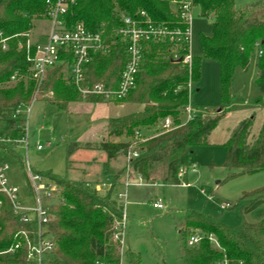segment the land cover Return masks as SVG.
Wrapping results in <instances>:
<instances>
[{
    "label": "trees",
    "instance_id": "trees-1",
    "mask_svg": "<svg viewBox=\"0 0 264 264\" xmlns=\"http://www.w3.org/2000/svg\"><path fill=\"white\" fill-rule=\"evenodd\" d=\"M47 1L0 0V155L3 160H7L4 155L18 159L25 175L27 165L18 140L25 133L26 119L15 117V112L29 107L35 100H42L59 110H66L70 104L79 102L143 106L139 112L109 118L106 125L108 137L128 138L134 133L158 127L161 121L170 117L174 123L171 131L162 133L160 130L158 135L136 144L138 157L132 161V166L136 173L149 181L155 166L165 165V181L172 185H181L179 174L189 169L192 148L207 145L214 129L230 112V91L236 68L248 71L254 55L258 57L255 85L264 103V0L243 6H238L236 0H192L193 9L198 8L201 16L213 18V34L203 40V51L207 57L220 63L223 105L220 109H212L213 113L209 109L199 112L185 124L182 113L190 103L188 84L190 80H199L200 61L194 57L190 73L186 65L175 60L174 44L149 42L136 86L122 99L106 96L84 99L68 76L71 57H64L62 63L50 69L40 86L31 79L27 42L35 29V22L47 20ZM180 1L73 0L64 16L66 24L82 23L88 31L100 34L110 44L106 54L92 55L86 66L84 84L101 83L110 89L118 88L128 61L127 46L116 34L123 25L124 15L145 12L155 25L185 29L176 4ZM2 39H8L6 49H3ZM30 49L33 53L35 47ZM186 52L185 49L180 51L181 56ZM14 76L18 78L17 83L11 82ZM252 125L253 118L240 122L225 144V167L239 171V175L264 172V124L250 144ZM131 146L132 143L127 141L86 144L87 148L105 151L108 160L120 154L126 156ZM79 147L77 143H71L68 155ZM39 174L56 183L60 193V201L50 207L52 219L46 229V236L52 237L54 242L53 251L40 263L28 260L30 249L21 233L27 232L30 240L36 242L37 221H23L22 216L14 213L9 199L0 195L3 201L0 264H94L97 260L106 264H144L134 252L126 251L122 258L113 242L114 223L122 212L112 202V195L120 185L121 172L115 175L106 173L103 186L109 185L110 188L105 195L97 189V182ZM242 200L245 201V214L260 207L264 209V187L244 193ZM179 225V233L185 239L195 232L204 235L198 246L181 249V264H264V212L257 222L229 227L201 210H187ZM210 235L217 244L209 240ZM18 242H21L20 248L9 252Z\"/></svg>",
    "mask_w": 264,
    "mask_h": 264
},
{
    "label": "rangeland",
    "instance_id": "rangeland-1",
    "mask_svg": "<svg viewBox=\"0 0 264 264\" xmlns=\"http://www.w3.org/2000/svg\"><path fill=\"white\" fill-rule=\"evenodd\" d=\"M255 0H236L238 6ZM50 29L46 19L35 22L31 32V44L43 41ZM213 34V18L201 16L194 8L190 26L191 54L200 61V78L192 83L189 101L198 112L206 109H220L223 105L220 63L205 55L203 40ZM258 57L253 56L248 71L236 68L230 91V112L219 122L208 139V144L192 148L189 169L181 182L188 186L167 184L166 166H155L149 181L144 185L118 187L112 202L124 212V202L119 192L128 196L126 233V251L134 252L144 264H181V249L186 246L185 237L179 233L181 217L187 210H201L218 218L229 227L241 226L244 222H257L263 217V207L245 214L242 200L244 193L264 187V172L251 175H239L237 170H228L226 142L232 132L245 119L253 118L249 143H253L264 124V103L262 95L255 85L258 74ZM24 113L29 138V148L22 145L24 163L35 172L67 177L74 181L99 183L101 194L110 188L104 185L107 170L115 173L126 166V156L120 154L116 160L106 166L108 156L105 151L87 148L86 144L102 141H127L133 145L151 138L159 132L145 130L143 137L136 134L130 137H108L106 125L108 118H118L139 112L143 106L137 104H91L72 103L66 110L35 100ZM25 109L24 112H26ZM183 121L187 117L182 113ZM163 121L155 128L162 130ZM77 143L80 147L68 155V146ZM37 144L43 149L38 150ZM136 146V145H135ZM135 150V147H134ZM10 162L8 172L12 184L18 186L21 194L27 195V178L18 159L4 155ZM123 168V171L125 169ZM196 166V171L191 172ZM123 180L125 172L122 173ZM134 178H136L134 176ZM29 202V200H28ZM162 205L155 208L154 204ZM227 205V208H223Z\"/></svg>",
    "mask_w": 264,
    "mask_h": 264
},
{
    "label": "built area",
    "instance_id": "built-area-1",
    "mask_svg": "<svg viewBox=\"0 0 264 264\" xmlns=\"http://www.w3.org/2000/svg\"><path fill=\"white\" fill-rule=\"evenodd\" d=\"M73 0H48L47 1V20L50 23V29L43 41L31 44V40L27 42L28 62L30 64V77L38 82L39 86L46 78L47 72L63 62L64 57H71V62H68V76L71 82L76 86L84 99L90 96H106L108 98L122 99L129 95L135 88L138 74L144 61V53L149 42H161L174 44L173 55L177 62H182L189 68L191 73L194 57L191 54L190 43V26L193 12V1L182 0L178 3V13L180 14L182 23L185 29L177 27L170 29L167 26L155 25L150 17L141 12L135 16L124 15L122 17L123 25L117 29L116 34L127 46L128 61L121 75L119 86L117 89H110L103 84H84L86 66L90 63L92 55L96 53L106 54L110 49L105 39L100 34H95L86 29L84 24L77 23L68 26L64 20V16ZM2 33L0 32V36ZM8 39H2L3 49L7 48L6 42ZM31 47H35L31 53ZM183 49L187 52L181 56L180 51ZM261 54V52H260ZM65 59V58H64ZM65 61V60H64ZM12 83H17L18 78L14 76ZM192 80L188 84L189 93L192 88ZM25 109L26 112H24ZM30 109L23 107L15 112L16 116H24V113L29 114ZM186 121L184 124L193 120L199 113L190 103L185 107ZM27 127V126H26ZM174 128L173 120L168 117L163 121L162 133L171 131ZM139 138L143 137L142 133L136 134ZM144 138V137H143ZM147 140L143 139V141ZM18 143L29 148V138L27 128L23 137L18 140ZM136 145V144H135ZM135 145L132 144L130 151L126 155L127 164L125 166V180L123 185L126 187L132 185H144L147 182L144 177L135 172L132 166V161L138 157V152L134 150ZM37 149H43L41 144H37ZM26 169L29 189L27 195L21 194L18 186L11 183L8 172L11 164L7 160H3L0 155V195H5L12 204L14 213L22 216V220L29 222L36 220L39 226L36 242L30 240L27 232H22V238L26 240L30 249L28 260L32 263H40L42 259L53 251L54 242L52 237L46 236V229L52 219L50 207L60 201V193L56 183L49 178L34 172L28 164ZM196 171V166L192 167L191 172ZM187 171H181L180 178L186 175ZM134 176L136 178H134ZM181 185L188 186L182 182ZM99 186H97V189ZM119 199L124 202V212L114 223L113 242L118 247V252L123 258L126 254V233L128 226L127 205L128 196L126 192L118 193ZM29 200V202H28ZM3 206V201L0 199V211ZM155 208H162L161 204L155 203ZM223 205V208H227ZM204 239V235L200 232H195L189 235L186 239V246H198ZM209 240L213 244H217L213 235L209 236ZM21 246L18 242L12 247L9 252H15ZM94 264H106L102 260H97ZM220 264H227L222 262Z\"/></svg>",
    "mask_w": 264,
    "mask_h": 264
},
{
    "label": "crops",
    "instance_id": "crops-1",
    "mask_svg": "<svg viewBox=\"0 0 264 264\" xmlns=\"http://www.w3.org/2000/svg\"><path fill=\"white\" fill-rule=\"evenodd\" d=\"M121 106H122V105H121ZM108 119H109V118H108ZM149 129H155L156 131H159V128H149ZM147 130H148V129H147ZM105 131H106V130H105ZM144 131H145V130H144ZM144 131H142V134L144 133ZM106 134H107V131H106ZM158 134H159V133H158ZM158 134H157V135H158ZM155 136H156V135H155ZM153 137H154V136H153ZM114 160H116V158H115V159H112V160H108V163H106V166L109 167V164H110L112 161H114ZM124 166H125V165H123L122 168H121L120 170H118L117 172H115V173H111V172H109L108 170H107L106 173H108V174H110V175H115V174L121 172V175H122V171H123ZM124 180H125V179H124ZM124 180H123L122 176H120V178H119V183H120V185H119L118 187L123 186ZM118 187H117V188H118Z\"/></svg>",
    "mask_w": 264,
    "mask_h": 264
}]
</instances>
